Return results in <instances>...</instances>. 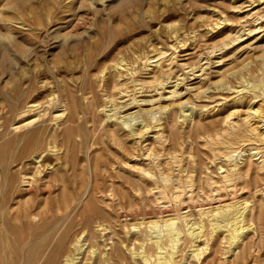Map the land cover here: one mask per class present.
<instances>
[{
    "label": "rangeland",
    "instance_id": "374dc122",
    "mask_svg": "<svg viewBox=\"0 0 264 264\" xmlns=\"http://www.w3.org/2000/svg\"><path fill=\"white\" fill-rule=\"evenodd\" d=\"M255 1L0 0V147L45 126V144L51 148L48 135L62 130L68 114L60 103L65 84L82 104L96 96L93 111L80 114L81 133L87 130L92 138L85 135L87 143H81L83 137H77L75 155L60 147L46 160L26 158L29 178L38 168L42 172L36 177L43 182L64 175L85 202L93 198L110 212L114 218L106 224L112 227L103 230L107 225L99 219L93 230L101 244H109L106 249L122 237L124 264H146V256L149 264H161L157 258L164 253L143 240L147 233L154 239L165 236V227L150 231L148 223L186 214L179 220L181 241L170 249L176 251L173 264H264V0ZM13 3L15 8H9ZM12 12L15 19L7 22L5 15ZM7 33L12 40L1 37ZM88 50H96L89 70L83 62ZM122 60L130 64L119 69ZM28 68L42 70L26 110L35 107L12 119L9 93L17 81L29 87L23 79ZM90 79L97 88L84 94L81 86ZM46 110L39 119V111ZM128 112H133L131 122L124 117ZM34 118V124L24 126ZM96 135L100 139L92 141ZM21 166L14 163L12 169L18 174ZM20 180L18 174L20 189L32 186ZM62 187L53 197L63 193ZM31 198L21 193L9 210L15 215ZM229 204L245 213L239 225L250 226L240 231L241 239L231 244L224 228L207 238L208 245L206 236L191 235L190 225L208 223L201 210ZM12 247L3 253V264L19 261ZM89 249L80 257L98 264L99 256ZM193 249L204 250L200 259Z\"/></svg>",
    "mask_w": 264,
    "mask_h": 264
},
{
    "label": "bare ground",
    "instance_id": "6f19581e",
    "mask_svg": "<svg viewBox=\"0 0 264 264\" xmlns=\"http://www.w3.org/2000/svg\"><path fill=\"white\" fill-rule=\"evenodd\" d=\"M101 1L103 2L104 0H101ZM93 3L95 4L96 2L93 1ZM8 6H9V8L13 9V8H15L16 3H13V4L8 5ZM5 16H6L5 17L6 21L11 22L13 19H15L16 15L12 12V14L9 13ZM12 35H13L12 33H7L6 35H2L1 37L12 40L13 39ZM88 51L89 52L85 53V55H84L85 59L83 62H86L87 68L89 70V68L91 67L90 61L94 58V56H96V50H88ZM14 55H12V56H14ZM129 64L130 63L127 60H122L117 65H118L119 69H121V68L124 69L127 66H129ZM14 69L15 68H13V70ZM41 71H42L41 69L40 70L29 69V68L25 69L23 79L26 80L24 82H30L31 83L29 85V87L24 88L22 86V83L20 81H17L18 83H16L14 85V87L11 89L9 94H11L12 100L10 103V107H9L10 109L9 110L11 111L12 119H15L16 116H19L22 113H26L28 111L29 112L33 111V108L35 107V105L28 106L27 110H26V107L30 103L29 99L34 97V93L36 92V89H35V86H33V82L37 78V76H39L41 74ZM127 71H129V69H127ZM120 76H122V74ZM21 81H22V79H21ZM89 81L90 82H89V84L87 83L88 84L87 86H84V87H83V85L81 86V90L83 91L84 94H88L89 91H92L93 87L94 88L96 87V85L93 86L94 81L92 79H90ZM114 81H116V79ZM164 81H166L165 77L163 79H161V83ZM13 83H14V81H13ZM158 83H159V85L161 84L160 82H158ZM116 84L117 83L114 82V86H116ZM64 89H67V90H65L66 93L64 95H62V98L64 97L65 100L63 101V99H62V101L60 103L64 102L66 104L65 108H66V111H68V114H67L65 120L63 121L64 125H63V128L60 132L55 131L54 133H51L50 135L47 134L50 138L49 142L52 143L53 148L51 147L48 149L46 147V144L48 142L45 144V142L47 141V138H46L47 136H45L46 135L45 129L47 127H45V126L33 128V130H30V132H27V133L17 134L16 137H14V139H11V140L7 139V141L3 142V145H1V147H0V166H2V168L0 170V192H1V196H0V264H3V261H4L3 260L4 259L3 253H6L7 246H9V248H11L13 242H14V244L12 247V252L14 254L18 255V257L17 256L14 257L15 258L14 260H17L16 258H18L22 264H24V263L25 264H95V261H93L94 258L92 260L93 262L90 260L91 263L90 262L87 263L86 261L88 258L85 257V261H84L83 256L80 257L81 254H84L86 252L88 247H90L89 253L91 254V256L96 257V258H97V256H99L98 262H97L98 264H124L123 262L127 259L125 257L126 252L123 251L124 247H122L123 246V244H122L123 241L121 240L122 237H121V239H116V240H118V242L115 240V242H116L115 244H114V242L112 243V244H114V246L111 245L112 248L110 247V249L109 248L106 249L109 246V244H104V245L101 244V242L98 240L99 237L97 236L96 231L93 230L95 223L98 222L99 219L102 222H104L105 224L111 223L110 221L113 220L114 216L112 217V214L110 212L103 210L101 208H98L94 204L95 202L92 201L93 200L92 197H91L92 200L91 199L87 200V198H86L87 201L85 202V200L83 199V193H80L78 191L71 189L68 186V184L66 183V177L64 175H62L61 178L56 177L52 180L51 179H48L47 181L44 180V182H43L44 178H37L36 177L38 174H40L42 172L41 169L38 168V170L35 172V174L33 176L31 175L32 179H30L29 178L30 176H28L26 165L24 164V160L26 158H28L30 156H32V158H33V156H34L35 159L43 158L42 160H46L50 156L49 152L58 151L61 148H64L67 152L72 151V152H74V155H75L76 154L75 153L76 147L78 146L77 137H79V136L83 137L81 143H84L85 135H86V139L92 138L91 135L89 136L87 134V130H86V134H83V132L81 133V130H83L82 129L83 124L80 123L81 122V117H80L81 115L80 114H81L83 109H85L84 111H86L88 109V113H89L91 108L95 107L96 101H94V100H95L96 96L92 97L93 98L92 102L82 104L81 103L82 101L80 102L79 98L77 97V95L75 93V90H73L67 84H65ZM28 92H29V94L27 95L26 93H28ZM175 92L176 91H173V94H175ZM23 96H27L28 99H26V100L24 99L25 101L21 102V99ZM85 98H87V97H85ZM54 100H55V98L53 99L52 103H54ZM57 103H55V104H57ZM56 106H58V105H56ZM168 106H165V108H167ZM47 110H49V109H47ZM47 110L45 111V113L43 115L39 111V113H38L39 119L42 116L46 115ZM91 111H93V110H91ZM64 113H65V111H64ZM64 113H60V114H58L59 116L56 115V117L60 118V116H62ZM132 114H133V112H131V113L128 112L127 114L124 115V117L128 118V120H130L129 122H131V115ZM172 115H173V113H172ZM111 116H113V115H109V118H111ZM185 116H187V114H185ZM185 118L186 117H184V119ZM187 119H188V117H187ZM36 120L37 119L34 118V119L26 122L24 124V126L26 127V126H30V125L34 124ZM42 124H44V123H42ZM95 124H97V123H95ZM95 126L93 125L92 127H95ZM137 129H139V128H137ZM111 132L114 134L115 130L111 129ZM88 133H89V130H88ZM133 133L137 134V132H134V131H133ZM142 133H143V131H142ZM95 137H97V135L93 136L92 141L94 140ZM115 137H116V135H115ZM115 137H114V139H115ZM98 138H99V136H98ZM98 138L97 139L95 138V139L98 140ZM121 140H122L121 143L124 142L123 139H121ZM21 141H23V143H21ZM96 143L97 142H95L94 144H96ZM117 143H119V142H117ZM88 144H89V142H88ZM46 151H48V153H46ZM14 163H16V165H22L20 167V169L18 170V174L21 176L20 181L22 183H24V182L29 183L30 182L32 184V186L27 188L26 191L23 189H20L16 185L18 174L16 173L17 171L15 172L12 169V165ZM96 163H97L96 166H94V167H96L95 169H97V166H98L97 161H96ZM49 165H51V164H49ZM49 165L47 164V166H49ZM41 166H43V164ZM45 166H46V164H45ZM73 169H74V166H73ZM89 169H90V167H89ZM95 177H98V174H96ZM90 179L88 181L92 180V179L91 180ZM97 179L95 180L96 182L98 181ZM61 183L64 186V189L62 187L63 193L61 195H56L55 197H53L52 194H53L54 189H56L57 187H60ZM94 183L92 185L93 187H95ZM20 186H21V184H20ZM87 187H88V185H87ZM136 188L137 187H135V189ZM86 190L87 189H85V191ZM24 192L27 194H31V195L33 194V198H31L30 200H26L25 203H23V204L20 203L21 209L19 211H17L16 214L14 215L9 210L10 206H11L10 204L13 201L16 202V200H18V195H20L21 193H24ZM83 200H84V204H83L84 206L82 205ZM131 203H129V204H131ZM122 204H121V206H122ZM129 206L132 207L133 205L131 204ZM122 208H123V206H122ZM130 209L132 210V208H130ZM241 210L242 209L240 207H237V204H229L226 206L224 205V206L216 207L215 209L208 210V211L207 210H201L200 215L201 216H203V215L207 216L208 217V223H206L207 221L204 222L205 220H201V221L199 220V222L196 221V226L190 225V227H188V228L191 229V235H196L197 238L206 236L205 241L207 240V238L212 237L214 232H218V230L224 228L225 229L224 231L227 232L225 237H227V239H229V242L231 244H233V242L235 240L241 239L242 235H241L240 231L244 230L245 228L250 227V226L245 227V225H239V224H241V222H243L242 219H240L241 216H243V214H245L244 211H241ZM239 214H240V216H239ZM181 216L182 215H177V216H174V217L172 216V217L166 218V219L161 218V220L155 219V220L149 221L147 227L150 229V231L154 230V229H156V230L160 229L161 230V228L165 227V230H164L165 236H163V237H159L157 239H154V237L149 236L148 233L147 234L145 232L141 233V235L143 233L146 234L145 238L143 237L144 238V240H143L144 244H145V241L148 240L147 243L150 244L149 246L154 247V248L156 247L157 249H159L160 250L159 253L160 252L164 253V254L161 253L162 254L161 256L158 254L160 256L159 258H157L159 260L158 263L170 264V263L175 261L176 251L174 252V251H171L170 249L174 250V247L177 244V242L181 241L180 239L182 237H180V236H182L181 233L183 232L184 228L179 224V220H183L185 217V216L184 217L182 216L183 217V219H182ZM122 217H124V216H122ZM211 217H213V218H211ZM185 218H187V216ZM201 218L202 217H200V219ZM187 223H188V221L186 222V224ZM111 224H109V225L111 226ZM101 225H102V223L99 222L98 226H101ZM109 225H107V226L103 225L104 227L102 229L107 230L109 228ZM229 225L231 226L230 228H228ZM136 227H137V225H134V228H136ZM138 234H137V236H138ZM135 239H137V238L135 237ZM87 242H89V244H88V247L85 248ZM104 242H105V240H104ZM139 242H141V241H139ZM186 242H187V240H186ZM205 244L208 245V242L206 241ZM95 246L97 248H95ZM143 246L144 245H142V247ZM146 247L144 246V248H146ZM125 248L129 249V247H125ZM134 250L132 249L131 251H133V252H131V253L138 256L139 254L135 253L136 250H135V252H134ZM163 250H165V252ZM142 252H143V250H142ZM194 252H197V253H195L196 255L194 254L195 256H193V257H197V259H200V256L203 254L204 250L198 251V249H195ZM156 253H157V251H156ZM134 255H132V256H134ZM148 257L149 256H146L144 258L146 264L150 263V260L148 259ZM79 259H80V261H79ZM157 259H156V261H157ZM142 260H143V257H142ZM7 261H9V260H7ZM19 261H17V262H19ZM151 263H152V261H151ZM135 264H138V263H135Z\"/></svg>",
    "mask_w": 264,
    "mask_h": 264
}]
</instances>
